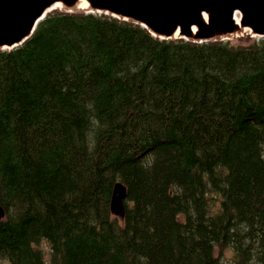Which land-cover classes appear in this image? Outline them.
I'll return each instance as SVG.
<instances>
[{
	"label": "trees",
	"instance_id": "trees-1",
	"mask_svg": "<svg viewBox=\"0 0 264 264\" xmlns=\"http://www.w3.org/2000/svg\"><path fill=\"white\" fill-rule=\"evenodd\" d=\"M0 205V264H264V38L48 14L0 51Z\"/></svg>",
	"mask_w": 264,
	"mask_h": 264
},
{
	"label": "water",
	"instance_id": "water-1",
	"mask_svg": "<svg viewBox=\"0 0 264 264\" xmlns=\"http://www.w3.org/2000/svg\"><path fill=\"white\" fill-rule=\"evenodd\" d=\"M219 1L221 0H208L206 3H200L194 7L195 9H191V14L186 16L183 13L185 10H182L186 2L183 0H73L72 2L67 0H0V17L4 11H11V18H0V39L21 35L16 40L7 39L10 42L0 43V49L18 47L31 34L34 24L42 22L56 8H61L67 13H77L83 3L86 5L84 10L86 13L104 14L141 25L154 37L162 40L185 39L204 43L229 40L245 33L264 38V0H229L222 9L216 5ZM208 2H211L213 6ZM214 2H216L215 5ZM106 4L107 7L104 6ZM110 5L112 8H109ZM169 6L173 13L171 12L167 20L165 18L168 13L166 7ZM12 10H18L20 14L17 15L16 11ZM19 16H22V19L15 23V19ZM174 16L180 19L175 23L176 25H171L170 21L174 19ZM127 197L126 187L122 183H117L111 202V212L114 216L124 219ZM4 218L5 212L0 206V220Z\"/></svg>",
	"mask_w": 264,
	"mask_h": 264
},
{
	"label": "bare ground",
	"instance_id": "bare-ground-1",
	"mask_svg": "<svg viewBox=\"0 0 264 264\" xmlns=\"http://www.w3.org/2000/svg\"><path fill=\"white\" fill-rule=\"evenodd\" d=\"M67 1H73V0H67ZM116 1V0H115ZM183 1H186L185 2V4H184V6H183V9L182 10H185V12L183 11V13L187 16V15H189V14H191L192 13V10L191 9H193L195 6L197 7V5H199L200 3H206L208 0H183ZM210 1V0H209ZM227 1H229V0H221V1H219L217 4H216V2H214V5L216 4L219 8H221L222 9V7L225 5V4H227ZM106 2V1H105ZM17 3V2H16ZM106 3H108V2H106ZM208 3H210L211 4V2H208ZM102 4V3H101ZM120 4V3H119ZM123 4V3H122ZM104 6H106L107 7V4L106 5H104ZM111 6V5H110ZM202 6V5H201ZM200 6V7H201ZM211 6H213V4H211ZM7 7V6H6ZM5 7V8H6ZM19 7V6H18ZM86 8V5L83 3L82 5H81V7H80V9H85ZM109 8H112V6L111 7H109ZM161 8V7H160ZM167 8V11H168V13H167V15H166V19L168 20V18H169V15L171 14V12H172V9H170V6L169 7H166ZM202 8V7H201ZM206 8H207V6H206ZM210 8H212V7H210ZM7 9V8H6ZM117 9V8H116ZM220 9V10H221ZM10 10V9H9ZM22 10V9H21ZM120 10V9H119ZM196 10H198V8H196ZM26 11V10H25ZM28 11V10H27ZM155 11V10H154ZM10 12L11 11H8V10H6V11H4L3 12V15L1 16V17H3V18H9L10 17ZM150 12H151V10H150ZM156 12V11H155ZM30 13V12H29ZM148 13V12H147ZM173 13V12H172ZM179 13H181V11H179ZM25 14V13H24ZM195 16V15H194ZM193 16V17H194ZM0 17V18H1ZM164 17V16H163ZM162 17V18H163ZM171 17V16H170ZM173 17V16H172ZM11 18V17H10ZM22 19V16H19V17H17L16 19H15V23H17V22H19L20 20ZM179 19L180 18H176V16H174V19H172L171 21H170V24L172 25V24H175L177 21H179ZM6 20V19H5ZM14 22V21H13ZM195 22V21H194ZM197 22V21H196ZM41 22H38V23H35L34 24V27H33V29H32V31H31V34L29 35V36H27L25 39H24V41L18 46V47H20V46H22L24 43H26L28 40H30L32 37H33V35H34V33H35V31H36V29H37V27L39 26V24H40ZM163 23H164V21H163ZM2 24V23H1ZM14 24V23H13ZM166 24V23H165ZM165 24H163L164 26H165ZM167 24H168V22H167ZM158 25H160V24H158ZM176 25V24H175ZM19 26V25H18ZM167 26V25H166ZM28 27V26H27ZM163 27V26H162ZM172 27H175V26H172ZM12 34H15L14 32H12ZM11 36V35H10ZM6 37H8V36H6ZM19 37H21V35L20 36H13V37H10V38H4V39H0V43H2V42H4V41H9V40H7V39H10L11 41H13V40H16V39H18ZM3 38V37H2ZM256 39V38H255ZM259 39V38H258ZM161 40V39H160ZM10 42V41H9ZM215 43V42H214ZM18 47H14V48H12V49H9V48H3V49H0V51H12V50H14V49H16V48H18Z\"/></svg>",
	"mask_w": 264,
	"mask_h": 264
},
{
	"label": "rangeland",
	"instance_id": "rangeland-1",
	"mask_svg": "<svg viewBox=\"0 0 264 264\" xmlns=\"http://www.w3.org/2000/svg\"><path fill=\"white\" fill-rule=\"evenodd\" d=\"M235 2V1H234ZM230 6V5H229ZM13 9V8H12ZM16 9V8H15ZM195 9V8H193ZM19 10V9H18ZM18 10H15L17 15L20 14V12ZM13 11V10H12ZM13 11V12H15ZM18 11V12H17ZM23 12V11H22ZM186 18V17H185ZM14 21V20H13ZM12 23V22H10ZM9 23V24H10ZM5 24V23H4ZM8 24V23H7ZM6 24V25H7ZM5 25V27H6ZM10 26V25H9ZM11 27V26H10ZM247 34H245L244 36H241V37H236V38H233L231 40H234V41H231L232 43H236L237 42V38H246ZM254 38V37H253ZM253 42L251 39L247 40L246 43H251ZM247 245H245L246 247ZM44 247V246H43ZM45 248V247H44ZM46 249V248H45ZM243 250L245 249L244 247L242 248ZM47 250V249H46ZM48 251V250H47ZM216 251V257L219 259V263L220 264H236L238 261H239V255L235 252L234 249L232 248H226V249H220V248H216L215 249ZM47 259H49V254H47ZM1 264H7L6 262H2Z\"/></svg>",
	"mask_w": 264,
	"mask_h": 264
}]
</instances>
